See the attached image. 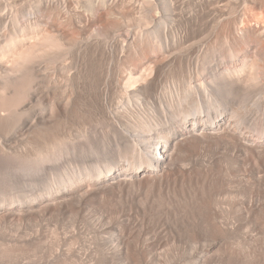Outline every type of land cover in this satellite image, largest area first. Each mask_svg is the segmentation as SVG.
Here are the masks:
<instances>
[{"label":"bare ground","instance_id":"bare-ground-1","mask_svg":"<svg viewBox=\"0 0 264 264\" xmlns=\"http://www.w3.org/2000/svg\"><path fill=\"white\" fill-rule=\"evenodd\" d=\"M8 8L12 25L26 22L0 44L2 122L19 123L27 151L48 162L67 149L66 128L94 119L93 138L77 129L83 143L105 136L126 162L108 159L104 175L97 167L54 188L58 200L202 188L195 211L214 239L228 234L235 256L264 259V0H11ZM220 146L231 155L225 222L216 207L226 174L204 153ZM135 211L125 223L144 227L145 210Z\"/></svg>","mask_w":264,"mask_h":264},{"label":"rangeland","instance_id":"rangeland-1","mask_svg":"<svg viewBox=\"0 0 264 264\" xmlns=\"http://www.w3.org/2000/svg\"><path fill=\"white\" fill-rule=\"evenodd\" d=\"M10 2L11 0H0L1 45L4 36L8 32H23L24 23L26 22L23 17H19L15 22L13 21L14 24L12 25L10 22L11 17L8 14ZM14 25L17 27L15 28ZM13 27V30L10 29ZM205 33L207 34L206 36L211 37L210 32H208L210 35L207 32ZM205 33H202L204 38L200 34L201 45L203 46L206 44L204 41L210 39L208 37L205 39ZM201 45L198 46V52ZM196 52L194 51L193 55L198 54ZM5 63L0 62V71L4 70L3 68L6 70L7 63ZM208 70H205L204 75L207 76L209 74L210 70ZM207 71L208 73H206ZM2 73L1 71L0 74ZM3 119L5 120V118L0 119V124L4 121ZM86 119L88 122H85L87 121ZM89 119L85 118V121L82 120L84 122H79L80 125L78 123L74 124L71 127L72 129L69 128L68 130L66 128L63 135L66 137L64 139L69 138L67 139L69 144L66 146L67 149L64 146L63 152L61 150L62 154L60 153L61 156L58 155L59 157H55V160L50 158L48 162L39 156L36 157L38 153L28 152L29 149L26 148L23 131L20 129L21 127L18 129L19 123L18 125L16 124L18 127L14 125L17 130H12L15 122L10 119H6L9 120V122L5 121L7 124L2 122L3 125L6 124L7 126L2 124L0 126V264L264 263V259L253 261L246 256H235V251L233 252L234 246H232L233 241L228 234H226L225 237L227 238L225 239L224 237V240L214 239L216 230L208 227V224L205 225V220L202 219L203 216L199 217L201 215L198 214L199 212L196 214L198 206L201 205L199 202L201 201L202 203L203 199L202 188L200 192H196L195 189L191 187V190L187 186L185 188L189 190H185L187 193L183 192L185 195L182 193L184 197H182L183 195L180 192V196L178 192L174 193V196L176 194L179 197H173L172 190L169 193L165 191L167 194H160L159 192L153 193L147 189L148 192L143 190L142 192L137 191L136 194V191H133L134 196L141 192L136 197L130 194L133 192H130L128 197L124 195L125 197L123 198L111 194L107 196L108 194L103 192L102 194L100 193L101 196L96 195L97 197H79L82 200L75 197H66L65 201L60 199L61 202L63 201L60 203V200H58L60 191L65 187H69L68 184L72 186L74 180H77L75 178L81 173L83 175L85 171H91L94 168L96 170L98 167V170L103 171L101 174L104 175V162L115 160L120 165L126 163L124 158L116 153L114 145L109 138L97 136L98 138L96 139L95 137V139L98 141L95 139L91 140L93 137L90 134L93 133L92 128L96 124L94 119ZM81 126L82 128L84 126L85 129L83 128V130H86V132L90 131V129V132H92H87V135L91 138L89 141L86 140L88 142L85 143L86 145L83 143L85 140H81V138H84L81 137L83 136ZM88 126H92V128ZM77 129L82 132L80 133L81 136L77 134L79 131ZM256 131L253 132L259 134L260 131L258 132V129ZM1 133L4 134L1 135ZM253 134L255 135V133ZM220 147L219 149L217 147L208 148L204 153L206 152V158L215 156L216 160L219 158L217 160V163H219L218 167L221 165V172L223 175L224 173L226 174V177L224 176L226 179L228 178L227 180L225 179L224 186H222L223 182L220 185L221 187L219 186V189H223L220 191L219 204L216 207L219 218L221 217L220 220L225 222L232 215V194L230 193L232 190L227 188L230 184L227 182H230L228 180L231 170V155L228 148ZM25 153L29 158L25 157L24 159V156H27ZM29 153L32 156L35 154L36 158L33 156L34 159H31L32 156L30 158ZM22 155L24 156L22 157ZM23 159H31L32 161L28 160L25 162ZM50 160L52 161L49 162ZM227 173H229L228 176ZM87 181L89 182L87 179L84 181L86 186L88 184H86ZM59 182L61 185L58 186ZM226 183L228 185H225ZM63 186L65 187L63 188ZM203 186L206 187L208 185L205 183ZM230 186L232 187L231 184L228 187L231 188ZM225 188H227V191H225ZM200 195L202 198L198 197ZM188 196H190L191 200ZM185 197L186 199H183ZM55 199L57 200L56 202ZM87 203L89 204L87 205ZM46 204H49L50 207H46ZM53 204L54 206L56 205L55 208H52L54 207L52 206ZM76 208L79 210H76ZM136 208L145 210L144 227H142V221H140L142 220V214H140V218H138V214L135 216L138 220L137 223L139 221L141 223H135V225L132 221L125 223L128 212L131 209L135 211ZM197 216L200 220L196 218ZM222 217L226 220L224 221ZM167 221H169L170 226ZM127 224L130 227H127ZM142 254L145 256H142Z\"/></svg>","mask_w":264,"mask_h":264}]
</instances>
